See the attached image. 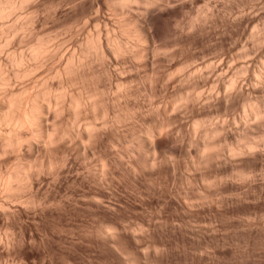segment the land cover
<instances>
[{
    "label": "bare ground",
    "instance_id": "6f19581e",
    "mask_svg": "<svg viewBox=\"0 0 264 264\" xmlns=\"http://www.w3.org/2000/svg\"><path fill=\"white\" fill-rule=\"evenodd\" d=\"M173 1L0 0V264H90L106 249L121 264H157L165 248L146 243L152 233L214 234L187 218L160 220L161 207H141L147 222L120 213L121 189L140 207L142 178L158 189L164 169L175 181L183 168L196 174L182 178L173 211L192 215L223 184L232 191L249 178L234 160L264 144V57L261 69L217 58L175 68L169 47L156 46L161 27L183 32L196 18L171 24ZM61 13L76 18L48 26ZM158 81L166 90H155ZM218 101L228 112L237 103L241 116H199Z\"/></svg>",
    "mask_w": 264,
    "mask_h": 264
},
{
    "label": "rangeland",
    "instance_id": "374dc122",
    "mask_svg": "<svg viewBox=\"0 0 264 264\" xmlns=\"http://www.w3.org/2000/svg\"><path fill=\"white\" fill-rule=\"evenodd\" d=\"M168 6L170 7L169 16L172 18L169 17V21L172 20L171 24L175 20L173 23L188 26L190 20L196 18L193 27L185 29L183 32L176 29L167 34L168 30L161 27L160 31L164 32L161 34V39L156 41V46L169 47L175 54L174 63L178 65L175 68L181 65L190 68L196 62L211 58H217L218 63L222 62V67L224 65L235 66L248 61L253 63L252 69L261 67L259 59L264 57V0H174ZM61 15L54 22L48 20L47 23H50L48 26L60 25L63 21L68 23L76 18V14L72 13H61ZM205 16L207 17L205 18ZM59 20L60 22H58ZM79 34L81 33L79 32ZM259 34H263V39L256 41V36ZM156 69L161 71L160 66H157ZM210 83V81L202 83L201 91L206 92ZM172 84L173 86H171ZM169 86V89L177 88L178 83L174 80ZM155 90L162 92L166 88L158 81L155 84ZM244 90L248 93L249 85H245ZM140 91L142 94L145 93L143 88H140ZM261 97L264 101V91ZM233 109L229 112L225 110L222 101L212 103L211 106L209 102H204L203 106H199V116L211 115L229 122L236 116L238 119L242 113L237 103ZM192 115L191 113L184 115V135L190 129ZM228 130L233 131L232 127H228ZM257 136L255 135V137ZM258 144L259 147L254 151V154H246L234 160V164L239 170L249 173V178L237 177L232 191H229L228 185L223 184L217 196L214 195L213 203L205 205L192 215L173 211V208L178 205L177 203H180V198L186 189L181 181L182 178L196 174L192 169H177L175 181L172 179L170 171L164 169L162 187L147 188L151 190L150 195H147L146 189L148 182L142 178L138 182V188L143 195L142 198H136L142 201L140 207L134 205L135 198L133 196L122 192L121 189L118 200L125 208L120 213L126 221L140 219L147 222L150 217L148 214L145 215L144 209L141 207L149 209L153 213L157 210L160 211L159 207H161L160 217L162 219L160 220L173 219L177 223L180 218H187L194 226L199 224L214 232V234L209 232L196 236H182L180 231H176L168 234L165 238H161L158 233H152L146 243H155L165 248V252L158 257L157 264H264V144L260 141ZM221 172H223V168L212 169L207 173L212 177ZM146 198L149 200L148 203L145 201ZM135 207L139 214L131 212ZM81 249L76 255V260L85 255ZM106 251L104 254L95 253L96 250L92 251L90 264H121L107 249ZM150 256L154 258L152 253ZM58 257L59 251L57 250L55 253L57 261ZM79 260L77 264L84 263L82 259L80 262Z\"/></svg>",
    "mask_w": 264,
    "mask_h": 264
}]
</instances>
